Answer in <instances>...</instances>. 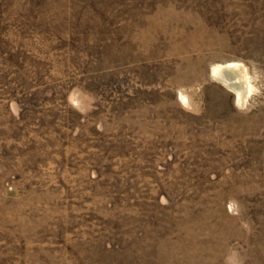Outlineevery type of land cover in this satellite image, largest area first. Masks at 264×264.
<instances>
[{"label": "rangeland", "instance_id": "obj_1", "mask_svg": "<svg viewBox=\"0 0 264 264\" xmlns=\"http://www.w3.org/2000/svg\"><path fill=\"white\" fill-rule=\"evenodd\" d=\"M0 264H264V0H0Z\"/></svg>", "mask_w": 264, "mask_h": 264}, {"label": "bare ground", "instance_id": "obj_2", "mask_svg": "<svg viewBox=\"0 0 264 264\" xmlns=\"http://www.w3.org/2000/svg\"><path fill=\"white\" fill-rule=\"evenodd\" d=\"M218 68H220V67H218ZM218 68H216L215 69V71L218 69ZM218 71V70H217ZM222 75V74H221ZM229 75V74H228ZM227 74H225V75H222V77L224 78V79H229L230 80V76H228ZM221 77V78H222ZM219 78V77H218ZM224 79H222V80H224ZM232 80V79H231ZM226 82V81H225ZM238 82V81H237ZM237 82H235V81H232V83L231 84H228V85H230L232 88H234L235 90H236V92L239 94V96L240 97H242V93H243V89H242V86L240 85V83L238 84Z\"/></svg>", "mask_w": 264, "mask_h": 264}, {"label": "water", "instance_id": "obj_3", "mask_svg": "<svg viewBox=\"0 0 264 264\" xmlns=\"http://www.w3.org/2000/svg\"><path fill=\"white\" fill-rule=\"evenodd\" d=\"M215 74L218 76H220V74H222V75H225L226 74V68L225 67H223V68H221L220 70H218L217 72H215ZM220 77H222V76H220ZM222 79H224L223 77H222ZM226 81V80H225ZM233 81H235L236 82V80H233ZM228 84H231L232 82H230V81H226Z\"/></svg>", "mask_w": 264, "mask_h": 264}]
</instances>
